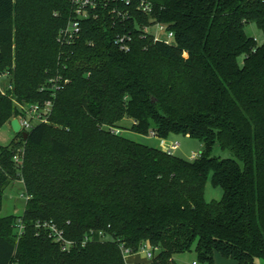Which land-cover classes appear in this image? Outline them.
Returning a JSON list of instances; mask_svg holds the SVG:
<instances>
[{
	"label": "trees",
	"instance_id": "trees-1",
	"mask_svg": "<svg viewBox=\"0 0 264 264\" xmlns=\"http://www.w3.org/2000/svg\"><path fill=\"white\" fill-rule=\"evenodd\" d=\"M92 1L96 17L62 44L70 0H0V129L14 103L53 104L49 124L0 147V210L12 182L27 196L21 216L0 217V264H126L144 248L148 264L192 249L200 264H264V0ZM154 23L171 43L138 29ZM124 35L129 52L115 44ZM124 120L135 135L180 134L203 150L187 161L105 129ZM207 181L220 200H205Z\"/></svg>",
	"mask_w": 264,
	"mask_h": 264
},
{
	"label": "built area",
	"instance_id": "built-area-1",
	"mask_svg": "<svg viewBox=\"0 0 264 264\" xmlns=\"http://www.w3.org/2000/svg\"><path fill=\"white\" fill-rule=\"evenodd\" d=\"M116 5L121 6H128L130 3V0H111ZM70 3L73 8L74 16L73 19L68 23L67 27L60 32V35L58 36V41L60 43H70L72 42L75 37L80 32V26L81 23L85 20H89L90 18H95L94 15L95 9L97 7V4L92 0H70ZM107 4H105V7ZM138 10H140L142 13L148 14L150 12V6L147 3L141 2L138 6ZM112 12H116V8H113ZM118 14V13H117ZM138 29L141 31V34L145 37H151L154 41H159L165 44H169L173 40V33L171 31H168L167 27L163 24L154 23L149 26L144 27H138ZM131 38L127 35L119 36L115 40V44L118 46L119 50L123 52H129L130 50V43ZM4 76L0 75V79ZM58 79H50L49 83L54 88L56 87ZM2 93H4L3 90H1ZM18 112V116L15 118L19 121L21 132H27L30 131L34 126L40 125V124H49L50 116L52 113V101L48 100L44 103H14ZM109 130L111 133L115 135H121V132L119 129L115 128H105ZM152 138H156L154 133H150ZM179 143L177 142H168L167 144L164 143L161 148L159 149L163 153L167 155H174V153L178 150ZM199 157V155L192 154L190 160H195ZM14 161L16 163L20 162L19 156L14 157ZM27 199V196H26ZM38 227H42L44 229H47L49 233V237L55 242L58 243L62 250L65 251L69 246L70 243L65 241L63 238L62 231L58 230L57 227L53 224L43 223L38 224ZM23 230V226L21 223H19L16 227V234L17 236L21 235ZM142 252L146 253V256L148 259H151L152 253L148 248H144Z\"/></svg>",
	"mask_w": 264,
	"mask_h": 264
},
{
	"label": "rangeland",
	"instance_id": "rangeland-1",
	"mask_svg": "<svg viewBox=\"0 0 264 264\" xmlns=\"http://www.w3.org/2000/svg\"><path fill=\"white\" fill-rule=\"evenodd\" d=\"M245 31L248 36L255 38L259 44L262 42L261 32L255 27L254 24L247 25ZM1 81H5V80L3 79ZM130 125H131L130 120H124L121 122L119 126V130L122 136H125L127 139H130L137 143L148 146H152V144L154 143L156 145L152 147L156 146L155 148H158L157 145L160 141L157 140L153 141L154 138H152L150 134L148 136H138L129 132L128 129L130 128ZM14 138H15V134L12 132L9 123L5 124L0 129V147L7 146ZM165 141L179 143V148L174 153V155L176 157H179L187 161H190L192 154L199 155L203 150V146L199 140L180 134L178 135L172 134ZM19 149H21V147H19L17 150ZM211 155L219 159H227L230 156L228 152L221 151L216 146L212 149ZM221 197H222V190L220 188L212 187L210 181H207L204 189L205 200L208 202L212 200L218 201L221 199ZM25 204H26V193L22 181L17 180L12 182L4 191L3 199L1 203L0 217H7L12 215L21 216L24 212ZM130 257L138 258L139 260L142 259L144 261L149 260L148 257L146 256V253L142 251L133 254ZM175 262L177 264H200L197 261V257L194 249H192V251L189 253L177 255L175 257ZM213 264H234V263L233 261L229 259H225L222 256L216 254L214 256ZM257 264H260L259 260H257Z\"/></svg>",
	"mask_w": 264,
	"mask_h": 264
},
{
	"label": "crops",
	"instance_id": "crops-1",
	"mask_svg": "<svg viewBox=\"0 0 264 264\" xmlns=\"http://www.w3.org/2000/svg\"><path fill=\"white\" fill-rule=\"evenodd\" d=\"M155 140H157V141H160L159 143H158V149H160L161 148V146L164 144V143H168V142H166L165 140H162V139H158V138H154L153 139V141H155ZM154 145H156V144H152V146H154ZM156 147V146H155ZM133 255V254H132ZM131 255H128L126 258H125V260H126V264H148L149 263V261L147 260H142V259H138V258H132V257H134V256H132V257H130ZM129 258V259H128ZM128 260H130V261H128Z\"/></svg>",
	"mask_w": 264,
	"mask_h": 264
},
{
	"label": "water",
	"instance_id": "water-1",
	"mask_svg": "<svg viewBox=\"0 0 264 264\" xmlns=\"http://www.w3.org/2000/svg\"><path fill=\"white\" fill-rule=\"evenodd\" d=\"M9 125H10V128H11L12 132L15 135L21 136L23 141L27 140V134L25 132H21V127H20L19 121L17 119L11 120Z\"/></svg>",
	"mask_w": 264,
	"mask_h": 264
}]
</instances>
